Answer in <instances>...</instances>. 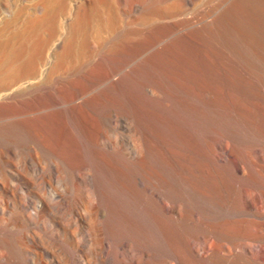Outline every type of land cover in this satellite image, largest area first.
<instances>
[{
    "label": "rangeland",
    "instance_id": "374dc122",
    "mask_svg": "<svg viewBox=\"0 0 264 264\" xmlns=\"http://www.w3.org/2000/svg\"><path fill=\"white\" fill-rule=\"evenodd\" d=\"M79 2L91 0H61L64 9L56 0H0V264H144L133 258L158 246L146 238L123 244L101 223L90 188L102 160L125 174L124 187L153 204L160 221L185 235L177 248L159 247L160 254L173 249L188 264H201L190 249L194 236L231 234L235 250L203 264H245L239 250L246 237L264 245V229L250 221L258 220L259 209L223 193L222 206L207 212L218 199L193 201L190 186L193 176L219 165L227 111L255 113L258 123L264 118L263 93L243 86L247 74L264 83V1H99L111 21L97 57L89 53L97 41L94 24L78 22L73 8ZM129 12L143 19L129 25ZM36 17L52 18L54 32ZM176 101L195 126L200 151L179 142L185 136L170 112ZM156 111L174 124H154ZM78 114L90 126L87 143L64 123ZM57 115L66 121L56 122ZM149 144L167 183H152L149 165L142 164ZM233 150L235 159L240 152ZM201 181L200 188L222 187L209 177ZM250 190L264 203L262 187ZM158 262L174 264L166 256Z\"/></svg>",
    "mask_w": 264,
    "mask_h": 264
},
{
    "label": "bare ground",
    "instance_id": "6f19581e",
    "mask_svg": "<svg viewBox=\"0 0 264 264\" xmlns=\"http://www.w3.org/2000/svg\"><path fill=\"white\" fill-rule=\"evenodd\" d=\"M99 1L102 2V0H91V3H89L87 6H85L83 3L80 4L79 2V5L73 7L76 9L78 22L90 23L92 21L94 24L96 31L95 37L97 41L93 40L94 42L92 41L89 45V53L94 57L102 56V53L104 52L103 49H98L97 46L100 45L99 43L103 42V40H100L102 29L106 25L105 22H108V20L111 21L110 15L102 9L100 5L101 3ZM114 1L117 2V0ZM56 3L61 4V0H56ZM61 5L64 9L65 6L63 4ZM52 14L53 12H51V15ZM142 19L143 16L138 14L133 15L130 12L124 18L126 23H129V25H131V23L135 24ZM213 19H211L209 25L213 22ZM34 21H48L50 32H54L52 18L48 19L44 17H36ZM220 26L222 29H224L225 23L221 22L220 25H218V28H220ZM251 75H246L248 79L243 82V86L246 89L255 91L260 89V91L263 93L264 99V83L259 84L255 82L254 75ZM105 101L111 102L112 100L110 97H106ZM176 104L177 106H173L174 111L170 110L171 114L175 116L174 118L178 120L175 122V124H168L165 115L159 111H156L152 114L154 124H158V122L162 124H168V126L174 124L175 129L178 131V135L181 134L182 136H185L184 138H179L180 144L182 146L189 147L190 151L191 147L197 151H200L199 144L193 133L195 126L192 122H190L188 118V112L185 110L181 101H176ZM85 114L86 112L84 110V116ZM80 115L81 114H78V116L72 117V119H66L67 121L60 115L53 117L56 122H60L62 120L63 122L66 121L64 123L69 125L70 131L72 130L73 132H76L77 135H79L78 137H81V139L84 141L86 140L89 142L92 138L91 131L89 129L90 126L86 121L83 120L82 117H80ZM47 120L50 121L51 119L49 118ZM49 123L43 122L42 124L45 126L48 124L50 127L51 124L49 125ZM53 123L54 125L56 124L55 122ZM222 127L224 134L223 141L220 145L222 154L218 159L219 165L212 166V169H208L206 167L208 173L205 177L193 176L192 178L195 182H193V185L195 188H192L189 185L186 178L180 180L187 183L192 189L193 193L195 194L193 201L210 198L211 203H213L212 201L218 199L216 203H213L212 211L208 209L207 212H215L216 207L222 206L223 193L228 198L236 195L237 199L246 203L248 208L259 209L261 212L260 215L255 216L258 218V220L250 219V221H255L257 223V228L262 230L264 229V219H261L264 217V203L261 199H259V195L251 192L250 189L256 185H259L262 187L261 192L264 197V118L258 123L255 121V113L250 115L248 113L238 112L236 114L230 115V112L227 111L226 115H223ZM78 144L83 145L82 147L85 145L81 143ZM234 148H237L240 154L238 153V157L232 159L234 156ZM79 149L82 148L79 147ZM242 149H247L248 151L246 150L245 153L242 152L243 154H241ZM146 151L147 156L144 158L142 164L146 163L147 166L149 165L148 171L150 178L153 181L152 183H154V181L156 183H167L169 180L167 174L162 175L160 173L161 171L159 170L158 154L152 151L150 144L146 147ZM198 156L202 158L200 153ZM229 162H231V164ZM101 163V165L98 164L97 168L99 177L98 182H96V184L91 187L90 190L92 195L98 200V208L101 210L104 216V219L101 221L104 229L121 239L123 244L126 241H129V239L144 241L146 238L149 243L153 242L156 246H158L157 250L155 249L154 252H151V249H145L144 251H141L138 258H133L134 261L139 263L142 261L144 264H159L158 261L162 260L166 256V258H170L174 264H188L186 259L182 257V255H180L176 250L171 249V254H165V256H163L164 253L160 254L158 252L159 247H163L165 244L170 246L175 245V247L176 245L181 244V242H183L185 239V235L178 234L179 230L175 226L168 225L163 221H160V218L155 215L157 212L153 211L156 209L153 204L146 203L143 200V197L138 195L133 189L130 188V190H128L124 187L123 182H125L127 178L125 179V174L123 172L120 170L117 171L114 168V165H111L110 163H107L103 160ZM161 163V166L165 164V162L163 163L162 161ZM168 170L169 169H167L165 173H167ZM206 177L210 178L212 182L211 185H220L222 187L216 188L214 190H211L210 188H200L203 187L201 186L203 184L201 179ZM211 193L217 195L218 197H213ZM200 211L197 207V204H195L191 210V218L195 221V224L193 225L195 230L199 229V227L201 228ZM145 217H147V220ZM148 218L150 219L151 225H149L150 231H147L146 233L148 234H146L145 231L148 229L145 228L146 225H144L143 221L148 222ZM223 235H225V237ZM230 235L231 234H196L194 236L196 237V240L190 249L192 252H194L197 260L199 259L200 263L203 264L204 261H206V259L209 257L216 259L223 254H230L233 250H235V245H233L234 243L232 240H228ZM246 239H248V242L245 241L239 250L242 259L245 260V264H264V245L256 244L257 240L253 239V237L247 236ZM128 251H130V249ZM155 260H157V262Z\"/></svg>",
    "mask_w": 264,
    "mask_h": 264
}]
</instances>
